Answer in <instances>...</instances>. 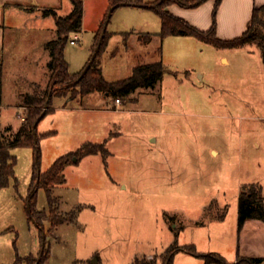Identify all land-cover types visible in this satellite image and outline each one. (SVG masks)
Instances as JSON below:
<instances>
[{"label":"rangeland","instance_id":"374dc122","mask_svg":"<svg viewBox=\"0 0 264 264\" xmlns=\"http://www.w3.org/2000/svg\"><path fill=\"white\" fill-rule=\"evenodd\" d=\"M54 10L66 15L64 9ZM100 16L98 3L87 1L80 39L75 44L67 41L64 48L69 72H79L91 57ZM159 28L160 17L149 8L133 4L114 8L105 26L106 44L97 58L104 78L120 80L130 76L135 66L160 60L161 80L121 97V111L82 112L77 117V111H57L67 129L54 123L55 116L48 112L37 126L41 171L86 141L104 142L108 150L106 155L98 152L69 163L64 169L66 181L51 186L57 213L65 217L62 222L52 225L46 219L41 230L30 217L27 197L35 148L10 149L16 162L7 185L0 188V264H27L29 256L39 259L43 249L41 264H93L94 260L134 264L143 256L163 264L164 252L174 241L192 244L198 251L218 252L227 264L238 254L264 262L258 219L238 229L241 187L253 182L264 187L261 49L256 42L217 47L196 37L162 41L155 34ZM146 32L151 33L150 40ZM20 69L17 73L11 68L4 77L1 101L6 108L2 110L15 127L1 129L0 138L12 137L25 121L8 105L13 101L27 106L26 94L43 95L49 83L50 72L28 85ZM23 87H28L25 93L20 92ZM96 93L100 98L90 95L88 105L116 103L113 95ZM26 111H22L25 118ZM57 125V132L42 135ZM212 199L217 203L208 210ZM35 206L49 213L43 186L37 190ZM224 207L223 219L214 218ZM203 263L186 250L173 255V264Z\"/></svg>","mask_w":264,"mask_h":264},{"label":"trees","instance_id":"16d2710c","mask_svg":"<svg viewBox=\"0 0 264 264\" xmlns=\"http://www.w3.org/2000/svg\"><path fill=\"white\" fill-rule=\"evenodd\" d=\"M206 0H153L146 2L144 0H109L107 11L104 15L102 24L96 34V39L92 47V52L99 40L102 30L100 47L90 67L80 76L82 68L77 73H71L68 69V63L64 57V48L69 40L71 32H78L81 29L83 3L82 0H71L73 7L65 16L58 15L52 8L42 9L44 15H52L57 27V38L48 42L50 51V60L48 67L50 69V79L43 95L26 94L24 102L27 105L25 121L19 129L9 138H0V188L6 186L8 179L13 174V165L16 158L10 153V149L15 146H33L35 148V171L33 180L30 185L27 205L30 217L43 229V221L50 219L52 225L62 222L65 217L57 213V207L54 205V199L51 197V186L65 182L64 168L71 162H79L84 156L101 152L103 155L108 153L104 142L86 141L76 150L69 151L58 156L51 165L44 171L40 170V146L37 125L39 121L49 112L51 99L53 95H67L72 90L71 97L83 96L93 91L104 92L113 95L115 98L124 97L132 93L138 87H148L157 84L163 75V64L160 60L137 65L133 68L130 76L114 81H108L102 74V67L98 61V55L106 44L107 34L104 28L106 18L109 12L114 8L126 4H136L144 6L154 11L161 20V29L159 35L164 38L168 35H191L203 42L211 43L217 47H240L251 42L261 49V56L264 62V5L255 7L252 10L250 23L245 31L237 37L231 39H222L216 33V12L221 0H215L212 10V24L209 29L202 30L189 23L186 19L172 14L167 6L176 3L182 7L193 8L199 6ZM111 15V14H110ZM144 36L150 40L151 33L146 32ZM2 65L0 63V101L2 90ZM78 88V89H76ZM41 116V117H40ZM40 117V118H39ZM39 118V120H38ZM38 120V121H37ZM37 121L34 128L33 124ZM34 129L36 132H34ZM51 132H46L48 135ZM73 156L76 158L73 159ZM40 186L46 188L49 196V213L36 209L35 197ZM217 203L212 199L207 206L208 210ZM225 207L221 213L214 215V218L223 219ZM249 218H257L264 222V197L261 193V186L258 183L244 184L238 196V229L241 230L245 221ZM43 235V243L44 241ZM186 250L189 253L204 259L203 264L217 263L227 264L225 258L218 252H199L192 244L180 245L174 241L164 252L163 264H173V255L177 250ZM44 249L39 259L29 256L27 264H41L44 257ZM262 261L260 257L240 256L237 255L235 264H259ZM32 262V263H31ZM17 264H21L18 262ZM134 264H156L155 259H147L146 256L136 258Z\"/></svg>","mask_w":264,"mask_h":264},{"label":"crops","instance_id":"0c3cea01","mask_svg":"<svg viewBox=\"0 0 264 264\" xmlns=\"http://www.w3.org/2000/svg\"><path fill=\"white\" fill-rule=\"evenodd\" d=\"M87 1L98 3L100 7L101 20L100 23H98V27L96 29V31L98 32L102 24L104 15L107 11L109 0H82L83 12L81 26L85 22V9L87 6ZM146 2L150 1L147 0ZM214 2L215 0H206L199 6L193 8L182 7L176 3H171L167 6V9L172 14L186 19L189 23L196 26L197 28L207 30L210 28L213 21L212 10ZM262 5H264V0H221L217 8L215 17L217 36L222 39H231L241 35L243 31L247 29L250 23L252 10L255 7H260ZM136 6L144 7L140 5ZM72 7L73 4L71 0H0V63L2 65L1 97L4 96L3 83L5 74L11 68H16L15 72H17V70L21 68L20 71L22 73L19 72V74L23 75V79L28 85H30V83L32 82L36 83V81L33 80L39 76L42 78L43 76H46V73L47 75H49L50 69L48 67V62L51 57L48 42L57 38L56 23L52 15H44L41 10L44 8H53L58 10L59 13L60 11H62V9H64V14H68L71 11ZM50 29L51 32H49ZM160 29L161 20L160 28L155 31V34H159ZM175 36L183 37L180 39H185V41H191L189 37H194L191 35H168L164 37L162 41L168 37ZM221 58L224 61H228V57L226 55H222ZM27 89L28 87H23V90H20V92L25 93ZM46 89L47 86L42 90L41 93L44 94L46 92ZM90 95H92L94 99L100 98L99 94H97L96 91L76 97H71L69 94L53 95L51 99V106L49 109L50 115L55 116L52 121L59 124L60 126H64L67 129V123L64 119L63 114H58V118L56 114L57 111H77L75 115L77 117L78 114L82 112L92 113L102 110H122L121 108H118V104L115 102L112 103V107H95L94 105H88L86 99L87 97H90ZM18 97L20 98V95H18ZM19 105H21L20 102L13 103V101L8 105L11 108L17 110L14 111L16 116L18 112L17 106ZM3 108H6V104L0 101V130L3 128L11 130L13 127H15V125L7 121V115L5 114L4 110H2ZM43 118L39 121L37 126L40 125ZM73 122H76L75 119L72 121V123ZM59 128L60 127H58L57 125L55 129H45L44 131H42V135H44V133L46 132L55 133L59 130ZM90 155L93 154L86 155L83 157V159ZM260 186L262 196L264 197V187L263 185ZM251 219L252 218L247 219L245 223H247ZM262 222V220L258 219V240L261 239L262 241H264V222ZM199 252L206 253L207 251ZM241 253L242 255L249 254L243 252ZM236 258L237 256L233 259L232 264H235ZM263 263L264 262H262L261 264Z\"/></svg>","mask_w":264,"mask_h":264},{"label":"water","instance_id":"95a60500","mask_svg":"<svg viewBox=\"0 0 264 264\" xmlns=\"http://www.w3.org/2000/svg\"><path fill=\"white\" fill-rule=\"evenodd\" d=\"M122 4H126V3L124 2V3H122ZM110 14H111V12L108 13V16H107V18H106V23H107V21H108V19H109V17H110ZM105 26H106V24L104 25V28H105ZM103 35H104V30H102V32H101V34H100V37H99V40H98V42H97V44H96V46H95V49H94V51L92 52L91 57L89 58L88 62L85 64L84 68L82 69V72H81L80 76H82V75L86 72V70L90 67L91 62H92L93 59L95 58V56H96V54H97V51H98V49H99V47H100V43H101V40H102ZM40 117H41V116H40ZM40 117H39V118H40ZM39 118H38V120H39ZM38 120H37V121H38ZM37 121L34 122V124H33V127H34V128H35L36 125H37ZM34 132H36L35 129H34ZM74 159H76V158H74ZM93 264H97L96 260H94Z\"/></svg>","mask_w":264,"mask_h":264},{"label":"built area","instance_id":"2783aa9c","mask_svg":"<svg viewBox=\"0 0 264 264\" xmlns=\"http://www.w3.org/2000/svg\"><path fill=\"white\" fill-rule=\"evenodd\" d=\"M80 39V36H79V33L78 32H74L73 34V37L69 38V43L71 44H75L78 40ZM116 103L117 104H120V99L119 98H116L115 99ZM18 107V112H17V116L21 119V120H25V116L24 114L22 113V111L24 109H26L27 107L25 105H19L17 106Z\"/></svg>","mask_w":264,"mask_h":264}]
</instances>
